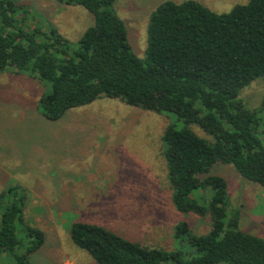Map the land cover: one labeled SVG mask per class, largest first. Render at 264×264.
<instances>
[{"label":"trees","instance_id":"16d2710c","mask_svg":"<svg viewBox=\"0 0 264 264\" xmlns=\"http://www.w3.org/2000/svg\"><path fill=\"white\" fill-rule=\"evenodd\" d=\"M58 1L92 15L75 41L44 25L25 4L0 0V71L45 81L37 106L51 122L101 96L172 113L161 134L171 202L182 214L207 215L210 221L202 234L185 220L175 224L177 247L167 250L73 220L72 243L96 264H264V237L239 229L225 179L210 173L217 162L229 164L264 187V90L252 108L238 96L264 78V0L222 13L195 0H163L148 14L141 57L131 51L115 0ZM25 192L20 184L0 192V255L12 264H30L43 243L42 230L24 219Z\"/></svg>","mask_w":264,"mask_h":264},{"label":"rangeland","instance_id":"374dc122","mask_svg":"<svg viewBox=\"0 0 264 264\" xmlns=\"http://www.w3.org/2000/svg\"><path fill=\"white\" fill-rule=\"evenodd\" d=\"M16 1L69 41L77 40L92 24V15L80 5L58 0ZM162 1L115 0L127 42L138 57L145 48L148 14ZM195 1L215 13L247 2ZM47 86L32 74L0 71V192L9 184L25 188L24 219L44 236L42 245L29 256L30 264H96L70 240L68 226L73 220L95 223L129 240L167 250L177 247L172 230L182 220L195 234L209 230L207 215L182 214L170 199L161 134L173 121L172 113L101 96L66 110L53 122L56 130L46 125L37 129L43 121L37 100ZM263 90L264 78L259 77L238 96L252 108L259 104ZM29 122L35 123L36 129L30 128ZM191 128L210 140L196 126ZM210 173L225 179L232 208L238 211L239 229L264 237V187L247 181L229 164L217 162ZM0 264L12 261L1 254Z\"/></svg>","mask_w":264,"mask_h":264},{"label":"crops","instance_id":"0c3cea01","mask_svg":"<svg viewBox=\"0 0 264 264\" xmlns=\"http://www.w3.org/2000/svg\"><path fill=\"white\" fill-rule=\"evenodd\" d=\"M43 118V121H42V123H38L37 124V129H40V128H42L43 126L45 127V125L48 127V128H54L55 130H56V123H53V122H50V121H48V120H46L44 117H42ZM51 124L53 125V127H50L51 126ZM55 125V126H54ZM29 127L30 128H33V129H36V124L34 123V124H32V123H30L29 122ZM50 130V129H49ZM45 136L46 135H44V136H42V137H44L45 138ZM17 137H18V135H17ZM45 141V140H44ZM49 167H51L50 165H49ZM54 169H53V166L51 167V171H53ZM48 178H51L52 177V174L51 173H48ZM54 177V176H53ZM56 182V181H55ZM53 183H54V181H53ZM55 184V183H54ZM68 184H70V182L68 183ZM76 186H79V184H77ZM59 193L60 191L59 190H55L54 191V193ZM63 193H64V191H62ZM62 192H60V193H62ZM66 193V192H65ZM68 193V192H67Z\"/></svg>","mask_w":264,"mask_h":264}]
</instances>
